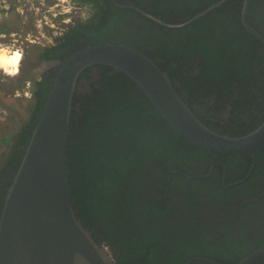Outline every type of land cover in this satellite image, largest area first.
Instances as JSON below:
<instances>
[{"label": "flooded vegetation", "instance_id": "flooded-vegetation-1", "mask_svg": "<svg viewBox=\"0 0 264 264\" xmlns=\"http://www.w3.org/2000/svg\"><path fill=\"white\" fill-rule=\"evenodd\" d=\"M107 1L113 10L119 13L116 14L114 25L98 35L95 33V25L103 20V15L99 19L95 4L88 5L92 11L90 28L82 29L81 22H76L74 26L54 34L51 32L47 16L51 17L53 9L58 8L60 13L56 20L60 23L64 0H38L36 6L10 0L9 9L0 3V48L19 50L23 56L15 77L3 73L0 67V104L7 109L2 111L3 108L0 107V127L8 129L5 137L11 140L7 151L11 152L13 159L4 170L0 166L1 202L5 199L21 164L57 74L64 63L84 47L114 43L128 45L144 53L169 75L178 94L193 112L208 127L219 133L244 135L258 128L264 121V43L244 24L245 0H229L197 18L200 13L193 16L187 14L184 17L181 12H176V5L169 4L173 0ZM248 1L246 21L264 38V0ZM212 2L213 0H210L205 3L206 10L217 3L211 4ZM18 7H21V10ZM220 8L222 10L217 11ZM120 11L123 12L122 18ZM146 13L149 16L145 15ZM177 15L178 23H172L173 19H177ZM202 17L204 20L200 24L196 23V20ZM123 18L133 23L131 28L125 27L127 23ZM153 18L161 20L164 24ZM170 24L180 26H167ZM215 28L216 33L213 32ZM242 30L244 39L240 32L237 33ZM220 31L222 36L218 34ZM206 32L209 33L207 38ZM228 32L236 33L225 35ZM230 38L243 40L249 47L258 48L256 57L262 59V62H254L249 77L234 76L230 85L201 83L198 79L203 73L199 69V51L214 48V43L218 47L225 43L231 45ZM186 45L195 48V61H188L191 58L190 53V57L185 58V64L182 57L176 55L181 50H188ZM171 54L172 57H178L179 63H184L181 68L173 61L175 58H170ZM205 62L210 66V58L205 59ZM99 75V68L85 71L78 80L74 99L85 97L95 84L94 88L99 89L98 81L102 79V75ZM18 102L23 104L18 112L25 113L22 122L16 117L18 112H11L12 115V109H8ZM74 110L79 112V106ZM5 120L6 122H3ZM203 152V155L193 161L190 170L187 166L184 167V177L189 182L194 181L189 186H193L194 191L198 193L199 199L196 197V201L199 206L190 210V214L185 210V219L182 218L181 221L186 220V226L190 225V222L194 225L195 236L204 233V236L209 238L207 244L217 259L215 261L223 263L219 256H227L234 258L235 261L231 263L235 264L253 251L264 250V151L254 158L236 157L234 160L230 155L213 152L205 155L206 151ZM172 173L175 175L179 170H173ZM180 184H183L182 178ZM188 215L196 218L197 222H194L192 217L188 218ZM225 235H231L234 241L232 248L224 247ZM192 239L195 242L193 237ZM114 250L117 254L120 253L117 248ZM196 257L209 258L207 255ZM188 259L191 258H187L182 264ZM251 264H264V259L258 258Z\"/></svg>", "mask_w": 264, "mask_h": 264}, {"label": "trees", "instance_id": "trees-1", "mask_svg": "<svg viewBox=\"0 0 264 264\" xmlns=\"http://www.w3.org/2000/svg\"><path fill=\"white\" fill-rule=\"evenodd\" d=\"M76 1L95 4L99 19L103 15V20L95 25L96 35L114 25L119 11H114L107 0ZM207 1L210 2L173 0L169 4L176 5V12L185 17L206 10ZM217 1L213 0L211 4ZM122 13L120 11L121 18ZM178 19L177 15L172 23H178ZM203 20L204 17L199 18L196 23ZM123 21L127 23L125 27H132V22L124 18ZM89 23H81V28H90ZM213 32L216 33V28ZM219 33L222 36V31ZM237 33L245 38L243 30ZM208 34L205 33V38ZM231 43L199 51V69L203 71L198 77L201 83L230 85L234 76L249 77L254 62H262L256 57L258 48L249 47L248 43L235 38ZM186 47L188 50H181L176 55L182 57L185 64L190 53L188 61H195V48ZM208 57L210 66L205 62ZM170 58L174 59L175 55L172 57L171 54ZM173 61L179 68L184 64L179 63L178 57ZM96 68L102 75L98 81L100 88H94L95 84L85 97L74 99V107L79 106V112L73 111L69 133L71 198L79 219L99 242L113 250L118 264H182L195 255H207L217 260L207 244L209 238L204 233L195 236L194 225L190 222L186 226V220L181 221L185 219V210L190 214V210L199 206L198 193L189 186L194 181L189 182L184 177V167L190 170L203 151H206L205 155L211 151L191 144L175 132L127 75L106 66ZM10 140L5 137L3 146L9 148ZM7 149L0 165L3 170L13 160ZM177 169L179 173L174 175L172 171ZM181 178L183 184L179 185ZM4 200H0V208ZM224 238V247L232 248L231 235ZM114 248L120 253L117 254ZM219 257L224 264L235 261L227 256Z\"/></svg>", "mask_w": 264, "mask_h": 264}, {"label": "water", "instance_id": "water-1", "mask_svg": "<svg viewBox=\"0 0 264 264\" xmlns=\"http://www.w3.org/2000/svg\"><path fill=\"white\" fill-rule=\"evenodd\" d=\"M227 1L220 0L196 18ZM248 3L245 0L244 24L264 43L263 36L246 21ZM97 66L127 75L169 126L191 144L236 157L254 158L264 151V121L244 135L219 133L193 112L178 94L169 75L144 53L124 44L84 47L74 53L57 74L8 189L0 215V264H118L113 250L99 242L79 219L71 198L68 146L75 109L73 100L80 76ZM258 258L264 259L263 249L253 251L235 264H251ZM184 264L224 263L194 257Z\"/></svg>", "mask_w": 264, "mask_h": 264}, {"label": "built area", "instance_id": "built-area-1", "mask_svg": "<svg viewBox=\"0 0 264 264\" xmlns=\"http://www.w3.org/2000/svg\"><path fill=\"white\" fill-rule=\"evenodd\" d=\"M4 8H10V0H0ZM17 2H22L23 4H34L38 0H16ZM65 3L61 7L62 17L60 18V23L58 20V14L60 10L58 8H54L52 11V16H47V21L49 22L51 32L57 33L58 31L66 30L76 24V22H86L90 19L92 11L86 4L79 3L76 0H64ZM21 10V7H18ZM54 20V21H53ZM61 25V26H58ZM52 34V33H51ZM52 38V36L50 37ZM49 38V39H50Z\"/></svg>", "mask_w": 264, "mask_h": 264}, {"label": "bare ground", "instance_id": "bare-ground-1", "mask_svg": "<svg viewBox=\"0 0 264 264\" xmlns=\"http://www.w3.org/2000/svg\"><path fill=\"white\" fill-rule=\"evenodd\" d=\"M22 60H23V56L19 50H10V48H8V47H1L0 48V67L3 71V73H6L9 76L15 77L18 74V70H19L20 63L22 62Z\"/></svg>", "mask_w": 264, "mask_h": 264}, {"label": "rangeland", "instance_id": "rangeland-1", "mask_svg": "<svg viewBox=\"0 0 264 264\" xmlns=\"http://www.w3.org/2000/svg\"><path fill=\"white\" fill-rule=\"evenodd\" d=\"M213 46H215V43L213 44ZM0 107L3 108V110H2V108H0V110L7 111L6 107L3 104H0ZM22 107H23V104L21 102L20 103L18 102L16 105L12 106L11 108L9 107L8 109L9 110L12 109V110H10V113L11 112L14 113V112H18ZM24 114H25L24 112H18L17 113L16 117L19 119V122H22V119L23 120L25 119ZM3 122H6V120ZM7 131H8V129L5 130L3 127H0V165H1L2 155H3L4 151L8 148V147L6 148L3 146L5 135H6Z\"/></svg>", "mask_w": 264, "mask_h": 264}, {"label": "clouds", "instance_id": "clouds-1", "mask_svg": "<svg viewBox=\"0 0 264 264\" xmlns=\"http://www.w3.org/2000/svg\"><path fill=\"white\" fill-rule=\"evenodd\" d=\"M89 20H90V19H89ZM89 20H87V21H89ZM87 21H86V22H87ZM86 22H84V23H86ZM81 23H83V22H81ZM261 124H262V123H261Z\"/></svg>", "mask_w": 264, "mask_h": 264}]
</instances>
